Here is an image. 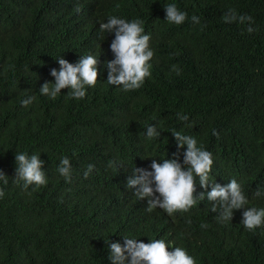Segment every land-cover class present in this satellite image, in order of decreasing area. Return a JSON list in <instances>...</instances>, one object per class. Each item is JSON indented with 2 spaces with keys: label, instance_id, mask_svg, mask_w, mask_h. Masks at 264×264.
Segmentation results:
<instances>
[{
  "label": "trees",
  "instance_id": "1",
  "mask_svg": "<svg viewBox=\"0 0 264 264\" xmlns=\"http://www.w3.org/2000/svg\"><path fill=\"white\" fill-rule=\"evenodd\" d=\"M170 3L188 14L183 24L165 19ZM230 9L252 23H226ZM110 16L143 20L151 37V77L138 90L107 82L115 34L99 25ZM89 54L98 57L99 75L83 99L67 88L55 99L40 93L44 82L54 83L57 58L76 63ZM29 96L33 102L22 106ZM153 124L158 139L146 136ZM173 130L212 153L215 183L236 179L245 207L264 208V0H0V170L8 176L6 186L0 181V264H111L105 241L123 245L124 237L163 239L196 264H264V227L247 230L245 208L224 222L205 195L169 216L147 211L126 187L133 168L150 171L152 159L178 153L183 163L187 145L177 148ZM22 152L40 154L46 186L16 181ZM64 157L71 183L57 170ZM89 164L95 167L85 178ZM207 191L211 184L202 188L197 178L194 195Z\"/></svg>",
  "mask_w": 264,
  "mask_h": 264
},
{
  "label": "clouds",
  "instance_id": "2",
  "mask_svg": "<svg viewBox=\"0 0 264 264\" xmlns=\"http://www.w3.org/2000/svg\"><path fill=\"white\" fill-rule=\"evenodd\" d=\"M164 9L165 19L169 23L181 25L188 19V14L180 10L175 3L166 5ZM223 19L226 23L248 21L251 24L253 21L251 16H238L232 9L223 14ZM191 21L199 24L200 17L193 15ZM144 23L141 19L128 21L117 16H110L107 22L99 25L102 33L114 32L115 34L110 44L115 58L106 62L107 82L110 85L122 86L125 92L140 89L145 80L151 77L150 61L154 57V50L150 47V35L145 34ZM246 31L251 33L254 29L250 26ZM56 60L60 66L59 70L56 68L50 70L54 83L44 82L39 89L40 93L55 99L61 94L62 89L67 88L72 98L83 99L86 96V87H95L98 81V57L92 54L80 56L76 63H70L63 57ZM172 70L177 74L180 72L176 65L172 66ZM34 99L35 97L29 96L21 101V105L27 107ZM177 115L181 121L189 120L186 114ZM158 129L154 124L147 126V138L158 139L161 134V130L158 131ZM171 133L177 148L187 145L183 153V163L179 161V154L173 153L174 158H165L162 162L152 159L150 171L134 167L133 176L127 179L126 187L135 188L136 197L146 200L147 211L151 212L158 207L169 216L177 211L187 212L197 205L198 199L204 200L206 195L208 201L214 202L211 211L219 210L221 221H231L234 209L245 208L243 226L249 231L264 227V208L245 207L248 199L236 179H231L226 185L221 186L210 178L214 162L212 153L205 150L204 146L198 144L196 138L191 135L175 130ZM212 134L219 137L215 129ZM15 163V179L17 182L22 181L24 188L47 185V175L42 167L44 161L40 159V154L16 153ZM94 167L92 164L87 166L84 172L85 178L91 174ZM57 170L67 183H71L72 164L69 158H62ZM197 178L202 188H207L211 184V191L194 195ZM0 181L4 186L8 184V176L3 170H0ZM259 194L257 192V195ZM4 195V187H0V198ZM201 227L206 228L207 224H202ZM105 243L109 248L111 264H196L195 258L184 248L172 247L169 251L170 245L163 239H153L145 243L135 238L124 237L123 245L119 242H109V240Z\"/></svg>",
  "mask_w": 264,
  "mask_h": 264
}]
</instances>
